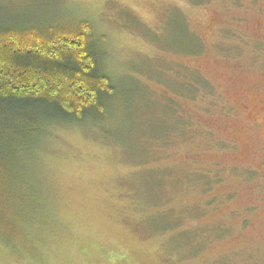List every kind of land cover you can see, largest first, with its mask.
<instances>
[{"label":"rangeland","instance_id":"1","mask_svg":"<svg viewBox=\"0 0 264 264\" xmlns=\"http://www.w3.org/2000/svg\"><path fill=\"white\" fill-rule=\"evenodd\" d=\"M83 21L114 93L3 141L0 264H264V0H0V28Z\"/></svg>","mask_w":264,"mask_h":264},{"label":"trees","instance_id":"2","mask_svg":"<svg viewBox=\"0 0 264 264\" xmlns=\"http://www.w3.org/2000/svg\"><path fill=\"white\" fill-rule=\"evenodd\" d=\"M90 28L84 21L60 29L0 28L1 166L4 161L10 165L4 159V140L16 154L26 139L41 135L45 125L81 126L105 113V101L114 87L100 70ZM182 87L185 94H193L197 84L184 82ZM166 110L176 121L171 132L183 135L178 113L182 109L171 100ZM6 221L7 215L0 214V223L8 230Z\"/></svg>","mask_w":264,"mask_h":264}]
</instances>
